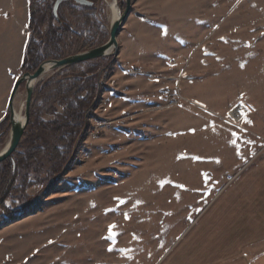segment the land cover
<instances>
[{"label":"rangeland","instance_id":"1","mask_svg":"<svg viewBox=\"0 0 264 264\" xmlns=\"http://www.w3.org/2000/svg\"><path fill=\"white\" fill-rule=\"evenodd\" d=\"M34 1L38 13L30 30L28 1L0 0V153L10 140L8 104L24 74L29 33L47 59L42 63L95 45L81 37L92 28L87 13L66 2L58 21L50 13L55 0ZM112 1L94 7L103 29L95 47L109 40ZM117 1L123 13L125 1ZM61 31L52 51L48 38ZM127 36L139 37L145 49L128 51ZM118 41L122 53L119 47L116 56L38 83L70 76L62 80L69 85L80 68L104 70L97 104L85 109L84 146L63 181L52 186L63 170L49 153L23 171L39 183L23 193L46 195L35 214L0 226V264H264V187L255 182L264 174V0H132ZM90 94L86 88L82 96ZM26 96L23 83L14 100L22 117ZM67 102L42 97L40 120L26 127L16 151L26 152L40 129L36 123H48L41 126L48 135ZM239 105L247 113L235 122L229 113ZM55 130L62 133L59 125ZM49 133L45 140L53 147L59 134ZM257 193L261 206L244 209L240 201ZM227 199L242 212L223 251L215 246L209 257L185 252L199 224Z\"/></svg>","mask_w":264,"mask_h":264},{"label":"trees","instance_id":"2","mask_svg":"<svg viewBox=\"0 0 264 264\" xmlns=\"http://www.w3.org/2000/svg\"><path fill=\"white\" fill-rule=\"evenodd\" d=\"M27 1L29 28L31 30V28H33L36 23L38 6L37 4H35L34 0ZM56 1L57 0H55V2ZM88 1L92 2L93 5L81 6L77 5L72 1L69 2L73 6L72 8L76 11L88 14L87 16L92 21V28L89 29L88 33L85 32L86 29L82 30L81 32L85 34H81V37L87 40L88 43L96 45L101 39L98 36L103 29L96 21L93 10L100 0ZM54 4L50 13L53 19L58 20L53 13ZM120 4L121 3L119 2V5ZM91 12L93 13L91 14ZM84 22V26L86 27L89 22L87 20H85ZM68 29L71 33L73 32L70 28ZM63 32L64 31H61L60 34L57 32H53V35L51 34L50 38H48L49 42L51 41L53 45L52 47H54L52 48V51L55 50V47L59 46V41H61L62 37L65 35ZM71 33H67V35ZM95 45L93 46L94 48H96ZM43 60L47 59L41 56V52L39 51V49L36 47V45H33V36L32 33H29L21 63L22 72L34 73L41 65ZM85 63L86 62H84V64H79V67H83V65H86ZM80 69L81 72L79 73V76H77L78 73H76V75H73V80L69 82L71 83L69 85H64L62 83V80L69 81V79H72V77L70 76L64 79L62 78V80L58 81H56L57 79H54L45 83H40L35 87L32 100V106H34L31 111V116L28 125L33 121L39 119L37 116L40 113V108H43L45 106V104L42 103V97L46 96L49 100H51V102L57 99L63 102L64 100H67V106L65 108L64 113L60 116L61 121H58L59 124H51V126H54L53 129L49 130L50 132H52V135H54V133L56 134V136L59 134L57 140H54L55 142L53 143V147L50 146L48 140H45V138L50 134L49 131L48 135H45V131L41 130L42 125H44L45 127L49 125H47L48 123L43 121V124H41L40 121L39 123H36L40 126V129L36 134L33 135L32 143L26 142V145L28 147L25 149L26 152L20 153L16 151L14 152L11 158L3 162L4 165L2 166L0 175V226L7 224L9 221L20 220L28 214H35L39 209V206H41V203L43 201L42 197L46 195H39L42 192H38V196L30 198L25 193H23L25 190L32 189L34 187H37L36 185H39L36 178L33 179V174L30 175L28 173L27 175H24L23 171L25 169L29 171V168L31 166L37 164L38 158L46 155L47 153L51 154V157L55 161L54 166H57L59 170H63L60 172L62 173V175L54 176L53 179L52 176L48 177V180L52 179V181H55L52 184V186L55 187L57 184L63 181V177H65L66 175L65 172L68 171V169L71 167V165H73L75 161V155H77L80 147L84 146L83 143L86 134V130L84 128L87 124L85 109H87L89 106L95 107L97 104V93L98 90H100L99 78L100 75L104 73V70H96L88 73L85 68ZM86 88L90 89L91 94L89 96L83 97L82 94L84 93V89ZM63 98L65 99L63 100ZM57 125L60 126V129L62 131L61 134L60 130H55V126ZM1 136L2 134H0V137ZM21 147H19V149ZM64 165L65 167L63 168ZM37 177H39V175ZM9 200L12 201L11 205H8L7 203V201Z\"/></svg>","mask_w":264,"mask_h":264},{"label":"water","instance_id":"3","mask_svg":"<svg viewBox=\"0 0 264 264\" xmlns=\"http://www.w3.org/2000/svg\"><path fill=\"white\" fill-rule=\"evenodd\" d=\"M73 1L77 5L81 6H92L93 3L88 0H57L53 7L54 16L59 20V8L63 3ZM115 4L119 9V17L113 18L110 27V37L109 40L102 46L83 51L74 55L67 56L60 60H50L42 63L34 73H24L15 82L14 88L12 90L10 100H9V110H10V140L6 148L0 153V163L12 157L14 152L17 150L26 127L28 126L30 119V108L33 98V93L36 85L48 74L54 73L65 68L72 67L87 61L96 60L99 58L116 56L119 50L118 37L120 30L125 25L132 8V0H124L126 8L123 13H121L120 5L117 0ZM25 83L26 85V101H25V115L21 118H17L16 112L14 110V100L18 89Z\"/></svg>","mask_w":264,"mask_h":264},{"label":"crops","instance_id":"4","mask_svg":"<svg viewBox=\"0 0 264 264\" xmlns=\"http://www.w3.org/2000/svg\"><path fill=\"white\" fill-rule=\"evenodd\" d=\"M125 43H126L125 44L126 47H128V51H129V48H132V46H135L134 48L139 47L140 51H143L145 49L144 46L141 45V41L139 37L131 38L130 36H127ZM123 46H122V43L119 41V47L121 48L120 53H122L124 49ZM128 58L131 59V57H128ZM138 62H139L138 60L137 61L132 60V63H138ZM230 113H229V116H230ZM243 119L244 118L240 120H243ZM233 120L235 121V119ZM240 120H237L235 122H239ZM255 182H257L258 189H260V187H264V174L262 175L261 179L257 178ZM258 189L256 188L255 191L257 192ZM258 195L259 193H257V197L254 195L255 196L254 198L253 197H251L250 199L246 198L245 202L241 200L240 203H244L243 204L244 209H246L247 207L246 204L250 205L251 208H256V206L257 207L261 206L259 205L262 201L261 195L260 197ZM241 212H242L241 207L239 208L234 207V205L231 203V200L227 199L221 202L216 207V209L211 210L210 212L211 216L207 217L208 220L206 219L202 221L203 223L201 222L199 224L200 227L197 229V231L194 232L195 237L192 240V244L189 247H187V250L185 252L192 251L194 257H197V256L209 257L213 255L212 253L213 251L211 252L210 250L213 248H217L215 246H219V247L221 246L220 250L223 251V248H225V245H226L225 244L226 235H229V233H231V231L233 230L239 229L238 226L234 227L235 226L234 224L235 222H237V220H239L238 217ZM185 252L183 253L182 258L185 262H188V258H187L188 253H185ZM197 264H200V263H197Z\"/></svg>","mask_w":264,"mask_h":264},{"label":"bare ground","instance_id":"5","mask_svg":"<svg viewBox=\"0 0 264 264\" xmlns=\"http://www.w3.org/2000/svg\"><path fill=\"white\" fill-rule=\"evenodd\" d=\"M110 10H111V14L113 18H118L119 17V9L117 8V5L115 4V1H112L110 3ZM23 105V104H22ZM21 107V106H20ZM24 107V106H23ZM18 110V108H17ZM16 117L17 118H21V115H19L18 113H16ZM246 115V109L242 106L239 105L237 106L234 110L231 111L230 116L235 119V121L240 120L242 118H244V116Z\"/></svg>","mask_w":264,"mask_h":264},{"label":"snow or ice","instance_id":"6","mask_svg":"<svg viewBox=\"0 0 264 264\" xmlns=\"http://www.w3.org/2000/svg\"><path fill=\"white\" fill-rule=\"evenodd\" d=\"M115 226L114 225H112V226H110V228H109V232H110V238L112 237V236H114L115 234L114 233H112V231H111V229L112 228H114Z\"/></svg>","mask_w":264,"mask_h":264}]
</instances>
